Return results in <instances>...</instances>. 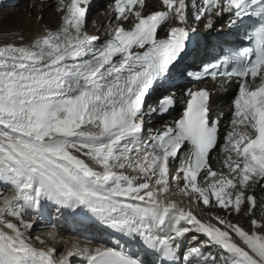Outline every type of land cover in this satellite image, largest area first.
<instances>
[{"label":"snow or ice","instance_id":"1","mask_svg":"<svg viewBox=\"0 0 264 264\" xmlns=\"http://www.w3.org/2000/svg\"><path fill=\"white\" fill-rule=\"evenodd\" d=\"M37 4L57 28L0 44V264H264V0H110L103 35ZM52 219L87 243L37 247Z\"/></svg>","mask_w":264,"mask_h":264},{"label":"bare ground","instance_id":"2","mask_svg":"<svg viewBox=\"0 0 264 264\" xmlns=\"http://www.w3.org/2000/svg\"><path fill=\"white\" fill-rule=\"evenodd\" d=\"M14 1L17 0H0V6L1 7L8 6ZM33 2L34 0H28L27 7L23 5L18 9L11 10L10 13L5 17V26L0 27V44L14 42L16 40V36L14 34L18 32L22 33L26 37V40L28 42H31L32 40L37 39L43 35V29L45 26L53 30L57 28V26L60 23V17L55 12V10L47 6H45L43 9L41 8L39 9L38 6L35 9L29 8V6L32 5ZM37 14L43 15L42 21L36 20ZM102 21H103V17L101 16L98 19V24H100ZM104 26L105 23H102V26L100 28H98V26H94L90 30V32L95 34H100V32L103 31ZM168 198L175 199L177 202H183L184 206L186 207L188 205H191L192 211L194 209H198V212L194 214H198L200 211L203 212L209 211L202 204L198 206L197 204L193 203L190 200V198L185 197L183 194H180L176 189L173 188H172V192L168 194ZM213 212H217V211H213ZM233 217L234 218H230L232 222L239 223L245 226L246 228L249 226V220L247 217H244L243 220L237 219L236 216ZM25 219L31 220V217H25ZM53 220L55 221V219ZM242 222H244L245 224H242ZM35 225L36 226L34 231L42 230L46 226L45 223L39 220L35 221ZM71 228L72 226H70L69 228L57 227L51 232H46L45 235H43L42 233V239L47 238L48 242L45 241V243H47L48 247L49 246L55 247L59 251H63L65 248L69 247L73 243H80L82 245L83 243L86 244L87 242L84 240H79V242H77L78 235L76 231L70 232L66 230ZM52 233H57L56 239L52 238V236L50 235ZM61 241H64V244ZM38 245L39 244H37L36 246Z\"/></svg>","mask_w":264,"mask_h":264},{"label":"rangeland","instance_id":"3","mask_svg":"<svg viewBox=\"0 0 264 264\" xmlns=\"http://www.w3.org/2000/svg\"><path fill=\"white\" fill-rule=\"evenodd\" d=\"M27 3H28V0H19V1L12 2L8 6H3V7L0 6V27L5 26V17L10 13L11 10L18 9L23 5H25L27 7V5H28ZM37 6L39 9L41 8L38 4H37ZM29 8H31V5L29 6ZM233 216H236L237 219H239V220H243V218L245 217L243 215H233ZM233 216H231L230 218H234ZM242 224H245V223L242 222ZM0 227H2V226H0ZM52 230H53V225H51V223H47L44 229L39 230V231H33L32 235L42 237V233H44L43 235H45L46 232H50ZM35 234H37V235H35ZM44 240L46 242H48L47 238H44ZM43 246L45 247V246H47V244H45Z\"/></svg>","mask_w":264,"mask_h":264}]
</instances>
